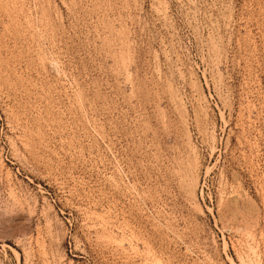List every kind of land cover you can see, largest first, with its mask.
<instances>
[{
    "label": "rangeland",
    "instance_id": "obj_1",
    "mask_svg": "<svg viewBox=\"0 0 264 264\" xmlns=\"http://www.w3.org/2000/svg\"><path fill=\"white\" fill-rule=\"evenodd\" d=\"M0 264H264V0H0Z\"/></svg>",
    "mask_w": 264,
    "mask_h": 264
}]
</instances>
